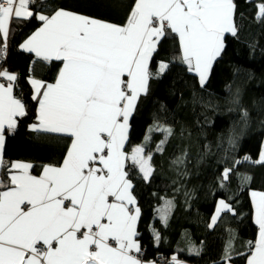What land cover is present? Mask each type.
<instances>
[{"label": "snow or ice", "instance_id": "6c2138e0", "mask_svg": "<svg viewBox=\"0 0 264 264\" xmlns=\"http://www.w3.org/2000/svg\"><path fill=\"white\" fill-rule=\"evenodd\" d=\"M33 2L7 0V7L0 6V39L9 34L6 21L41 22L20 48L62 67L54 83L36 79L30 69L39 122L30 128L66 134L71 144L62 163L43 165L39 176L29 171L32 164L12 162L7 183L0 178V264H143L131 254L140 252L134 227L139 208L131 207L136 201L126 166L131 161L147 180L151 157L143 144L129 153L125 143L130 118L153 76L149 61L170 32L178 38L181 63L204 87L224 50V35H235L234 0H134L123 24L60 7L46 15L31 10ZM259 12L264 13V3ZM168 68L161 61L156 75ZM16 80L0 68V150L5 125L11 131L15 118L27 114L13 93ZM152 130L171 134L159 125ZM230 172L224 169V180ZM250 195L256 198L259 232L247 264H264V192ZM170 204L163 206V216ZM221 211L233 209L221 199L213 221Z\"/></svg>", "mask_w": 264, "mask_h": 264}, {"label": "trees", "instance_id": "16d2710c", "mask_svg": "<svg viewBox=\"0 0 264 264\" xmlns=\"http://www.w3.org/2000/svg\"><path fill=\"white\" fill-rule=\"evenodd\" d=\"M261 3L264 0H234L235 35L224 36V50L204 87L181 63L174 34L161 38L151 57L153 76L130 119L125 145L130 152L143 144L151 157L147 180L134 166H127L140 212L136 239L145 259L166 254L190 264H217L230 257L232 264H245L255 244L258 229L250 193L264 192V163H257L264 138ZM133 5L134 0H34L30 7L46 15L60 7L123 24ZM40 23L35 18L13 19L6 42L4 69L17 76L14 95L25 103L27 114L5 137L0 176L5 183L12 162L32 164L31 174L39 176L43 165L62 163L71 143L68 136L29 131L37 109L28 83L30 69L36 79L52 83L61 68L60 62L37 59L20 48ZM161 61L169 68L157 76ZM157 125L170 128L171 134L152 130ZM226 168L231 172L224 180ZM221 199L233 211L221 212L213 221Z\"/></svg>", "mask_w": 264, "mask_h": 264}, {"label": "crops", "instance_id": "0c3cea01", "mask_svg": "<svg viewBox=\"0 0 264 264\" xmlns=\"http://www.w3.org/2000/svg\"><path fill=\"white\" fill-rule=\"evenodd\" d=\"M3 3H5V5H3ZM0 6H4V7H7V0H0ZM235 10H234V13H233V17H232V23H233V25H234V27H235V32H236V25H235ZM15 19V18H14ZM13 20V19H12ZM12 20L10 21V23L9 22H7L6 21V28L8 29V33H9V31H10V25H11V22H12ZM23 20V19H22ZM226 35H233L231 32H229V33H226L224 36H226ZM8 37H9V34H8V36H7V38L6 39H0V47L2 46V45H4L6 42H7V40H8ZM159 42V41H158ZM179 42V41H178ZM23 43V42H22ZM158 44V43H157ZM156 48H157V45H156ZM24 51V50H23ZM24 52H26V51H24ZM28 53V52H27ZM30 54H32L34 57H35V55L33 54V53H30ZM36 58V57H35ZM218 58V57H217ZM38 59V58H37ZM151 60V59H150ZM50 61H56L55 59H52V60H50ZM57 62H59V61H57ZM215 61H213V63H214ZM149 64H150V61H149ZM61 67H62V64H61ZM198 78V77H197ZM55 82V81H54ZM54 82H52V83H54ZM30 87H31V85H30ZM31 89H32V87H31ZM148 89H149V87H148ZM148 92V91H147ZM13 93H14V90H13ZM143 96H145L144 94H141L140 95V97H139V99L141 98V97H143ZM139 99H138V101H139ZM36 102V101H35ZM37 108H38V105H37ZM136 108V107H135ZM134 112H135V110H134ZM134 114V113H133ZM133 116V115H132ZM131 116V117H132ZM36 117H37V109H36ZM18 118H20V117H16L15 119H16V121H17V119ZM131 119V118H130ZM39 122L37 121V118H36V121L33 123V124H38ZM32 124V125H33ZM16 126V125H15ZM15 128V127H14ZM13 128V129H14ZM12 129V130H13ZM11 130V131H12ZM11 131H9L8 129H7V125H5V131H4V137H6V134L7 133H10ZM29 131L30 132H32V133H37V132H43V131H35V130H32L31 128H30V126H29ZM43 133H48V132H43ZM128 133H129V131H128ZM50 134H55V135H64V136H67L66 134H63V133H50ZM127 142V141H126ZM4 143H5V140H4ZM71 144V143H70ZM125 145H126V143H125ZM3 147H4V145H3ZM263 148H264V143L262 142V145H261V149H260V154H259V157L258 158H260L261 157V153H262V150H263ZM129 153H131V151L129 152ZM0 159H2V161H3V149L2 150H0ZM14 162H20V161H14ZM23 163H26V162H23ZM260 163H262V162H260ZM128 165H131V166H134L135 167V169L136 170H138V167L137 166H135V165H133L132 164V162L131 161H128V163H127V166ZM127 166H126V170H127V172H128V169H127ZM1 168H2V166H0V176H1ZM30 172H31V169L29 170ZM139 171V170H138ZM140 172V171H139ZM129 173V172H128ZM141 173V172H140ZM150 173H151V170H150ZM41 174V173H40ZM142 175H143V173H141ZM149 176H150V174H149ZM1 178V177H0ZM252 193V192H251ZM131 194H132V190H131ZM132 196H133V194H132ZM134 197V196H133ZM254 199H256V198H254V197H252L251 195H250V200H251V203H252V207H253V201H254ZM136 201V200H135ZM132 208H133V211H135V208H137V203H135V205H132L131 206ZM221 207V209H223V206L221 205L220 206ZM221 212H224V211H221ZM220 212V213H221ZM217 214V213H216ZM136 215H137V220L134 222V227H135V230H136V232H137V225H138V221H139V217H140V212H138V213H136ZM218 216L219 215H217V218H218ZM255 217H256V213H255V211H254V207H253V218H254V222H255ZM255 224H256V226H257V229H258V232H259V227H258V224L255 222ZM257 236H258V233H257ZM257 239V238H256ZM134 252L135 251H133L131 254L134 256ZM152 256H148L144 261H142L143 262V264H156L154 261H153V259L151 258ZM176 258V257H175ZM176 264H190V263H188V262H186V261H184V260H180V259H178V258H176ZM217 264H232L230 261H228V260H224V261H221V262H219V263H217ZM245 264H247V260H246V262H245Z\"/></svg>", "mask_w": 264, "mask_h": 264}, {"label": "built area", "instance_id": "2783aa9c", "mask_svg": "<svg viewBox=\"0 0 264 264\" xmlns=\"http://www.w3.org/2000/svg\"><path fill=\"white\" fill-rule=\"evenodd\" d=\"M3 5H5V3H3ZM0 49H2V51H0V68H4V62L7 58V54H8V44L5 43L4 45H2L0 47ZM6 83V81H4ZM114 243V242H113ZM145 250L140 249L139 253L134 252V256L140 260L141 262L145 260ZM153 261L156 264H176V260L171 257L168 256L166 254H158L153 258Z\"/></svg>", "mask_w": 264, "mask_h": 264}, {"label": "rangeland", "instance_id": "374dc122", "mask_svg": "<svg viewBox=\"0 0 264 264\" xmlns=\"http://www.w3.org/2000/svg\"><path fill=\"white\" fill-rule=\"evenodd\" d=\"M262 142L264 143V138H263V141H262ZM262 151H264V148H263ZM260 162L264 163V159H262V157L258 158V160H257V163L260 164ZM148 164H149V161H148ZM149 165H150V164H149ZM150 170H151V167H150Z\"/></svg>", "mask_w": 264, "mask_h": 264}]
</instances>
